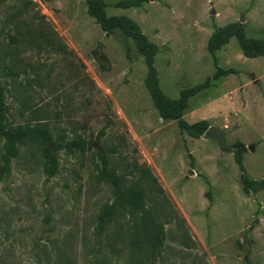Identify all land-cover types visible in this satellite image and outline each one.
Here are the masks:
<instances>
[{
    "label": "rangeland",
    "instance_id": "obj_1",
    "mask_svg": "<svg viewBox=\"0 0 264 264\" xmlns=\"http://www.w3.org/2000/svg\"><path fill=\"white\" fill-rule=\"evenodd\" d=\"M103 1L108 15L130 17L158 46L168 98L209 81L188 98L183 119L222 130L227 149L160 116L133 40L107 35L85 0H4L5 128L41 126L86 145L55 151L53 174L46 143L19 145L0 177V264H264V189L245 193L234 160L241 142L247 175L264 178V57H245L234 37L215 57L207 50L215 28L230 23L264 39V0H146L130 9ZM218 69L235 73L214 78ZM5 142L0 135L1 166ZM104 161L124 186L143 187L164 231L159 250L145 243L140 213H119L103 236L95 233L101 209L114 201L99 179Z\"/></svg>",
    "mask_w": 264,
    "mask_h": 264
},
{
    "label": "trees",
    "instance_id": "obj_2",
    "mask_svg": "<svg viewBox=\"0 0 264 264\" xmlns=\"http://www.w3.org/2000/svg\"><path fill=\"white\" fill-rule=\"evenodd\" d=\"M4 0H0V4ZM146 0H119L113 4V7L120 9L137 8L143 5ZM87 5V13L94 18L100 28L109 34L115 32L121 33L124 37L132 39L138 52L143 56L147 74L145 77V87L150 95L154 107L159 112L164 120L177 121L179 129L194 139L200 138L209 128L206 120H201L196 123H188L183 119V112L187 108V100L197 92L208 88L209 81L198 85L195 88L185 91L178 100L168 98L160 88L157 69L155 67V59L159 52L158 46L151 42L142 32L140 26L130 17L125 15L110 16L106 11V4L103 0H85ZM244 24L236 22L230 23L223 27L215 28L207 43V50L212 57H215L216 51L222 46L229 43L231 38H236L237 42L247 58L264 57V39L247 38L244 31ZM235 73L234 69H218L214 78L227 76ZM8 113L7 104L5 101L4 88L0 82V135L6 140L4 149L5 154L3 160L5 165H0V177L9 169L10 159L15 157L18 152L19 145L33 141L36 143L47 144L46 153L50 157V166L47 170L51 174L56 168L55 151L66 149L69 153L75 150L84 152L85 142L80 139L64 142L54 139L48 128L41 126H19L14 130L6 129L4 122ZM236 150L234 152V160L241 171V183L243 191L250 193L264 189V178L254 180L250 178L243 166V153L245 146L241 142H236ZM143 177L148 175V170H143ZM99 179L109 183L114 190V201L109 206L103 207L98 215V222L95 233L98 236H103L110 225L120 213L122 215L140 213L142 225L145 230V243L153 251L161 248L164 231L160 223L155 219L151 211L145 204V192L143 187L135 182L129 186H124L123 176L118 175L113 170L107 168L104 161V168L99 173ZM152 181H155L151 177ZM208 197L211 198L210 192Z\"/></svg>",
    "mask_w": 264,
    "mask_h": 264
},
{
    "label": "water",
    "instance_id": "obj_3",
    "mask_svg": "<svg viewBox=\"0 0 264 264\" xmlns=\"http://www.w3.org/2000/svg\"><path fill=\"white\" fill-rule=\"evenodd\" d=\"M106 34L109 35V33H106ZM204 136L206 138H211V139L215 140L218 143V145L220 146V148L227 149L225 140L223 138V131L220 130L219 128H216V127L208 128V130L206 131ZM249 150H252V148H249Z\"/></svg>",
    "mask_w": 264,
    "mask_h": 264
}]
</instances>
